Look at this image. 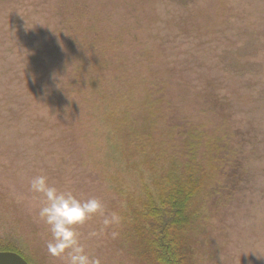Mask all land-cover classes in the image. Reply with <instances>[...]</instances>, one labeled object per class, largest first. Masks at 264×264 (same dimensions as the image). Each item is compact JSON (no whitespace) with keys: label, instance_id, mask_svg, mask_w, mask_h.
I'll return each mask as SVG.
<instances>
[{"label":"rangeland","instance_id":"obj_1","mask_svg":"<svg viewBox=\"0 0 264 264\" xmlns=\"http://www.w3.org/2000/svg\"><path fill=\"white\" fill-rule=\"evenodd\" d=\"M190 145L186 264H264V0H0L1 246L156 264L137 214Z\"/></svg>","mask_w":264,"mask_h":264},{"label":"trees","instance_id":"obj_2","mask_svg":"<svg viewBox=\"0 0 264 264\" xmlns=\"http://www.w3.org/2000/svg\"><path fill=\"white\" fill-rule=\"evenodd\" d=\"M196 154L197 147L190 145L183 168L185 175L181 179L167 175L159 180L155 187L157 199L147 193L143 211L137 214L141 225L139 234L149 257L156 264H186L180 233L189 225L192 216L190 206L198 190L194 177L189 174L192 170H200L196 164ZM235 166L236 162L233 161L232 166L229 164L227 168L234 169ZM0 252H13L21 256L13 247L0 245Z\"/></svg>","mask_w":264,"mask_h":264},{"label":"water","instance_id":"obj_3","mask_svg":"<svg viewBox=\"0 0 264 264\" xmlns=\"http://www.w3.org/2000/svg\"><path fill=\"white\" fill-rule=\"evenodd\" d=\"M0 264H28L20 255L13 252H0Z\"/></svg>","mask_w":264,"mask_h":264}]
</instances>
